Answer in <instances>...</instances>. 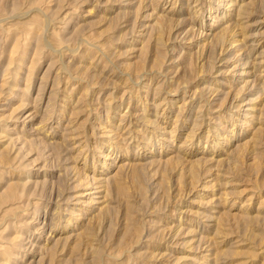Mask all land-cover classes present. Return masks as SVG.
I'll list each match as a JSON object with an SVG mask.
<instances>
[{
    "label": "rangeland",
    "instance_id": "374dc122",
    "mask_svg": "<svg viewBox=\"0 0 264 264\" xmlns=\"http://www.w3.org/2000/svg\"><path fill=\"white\" fill-rule=\"evenodd\" d=\"M0 264H264V0H0Z\"/></svg>",
    "mask_w": 264,
    "mask_h": 264
},
{
    "label": "bare ground",
    "instance_id": "6f19581e",
    "mask_svg": "<svg viewBox=\"0 0 264 264\" xmlns=\"http://www.w3.org/2000/svg\"><path fill=\"white\" fill-rule=\"evenodd\" d=\"M14 26V25H13ZM220 33H218V36H219ZM234 41V40H233ZM162 44V43H161ZM146 121V120H145ZM147 122V121H146ZM189 136V135H188Z\"/></svg>",
    "mask_w": 264,
    "mask_h": 264
}]
</instances>
